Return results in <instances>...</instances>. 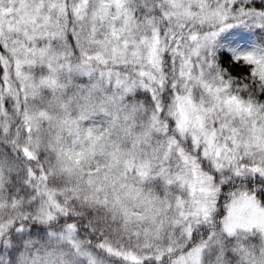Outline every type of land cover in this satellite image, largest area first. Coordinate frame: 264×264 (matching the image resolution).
I'll return each mask as SVG.
<instances>
[{
    "label": "snow or ice",
    "instance_id": "1",
    "mask_svg": "<svg viewBox=\"0 0 264 264\" xmlns=\"http://www.w3.org/2000/svg\"><path fill=\"white\" fill-rule=\"evenodd\" d=\"M0 264H264V0H0Z\"/></svg>",
    "mask_w": 264,
    "mask_h": 264
}]
</instances>
